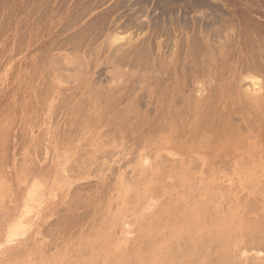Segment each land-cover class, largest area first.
<instances>
[{
    "label": "rangeland",
    "instance_id": "374dc122",
    "mask_svg": "<svg viewBox=\"0 0 264 264\" xmlns=\"http://www.w3.org/2000/svg\"><path fill=\"white\" fill-rule=\"evenodd\" d=\"M47 263L264 264V0H0V264Z\"/></svg>",
    "mask_w": 264,
    "mask_h": 264
},
{
    "label": "bare ground",
    "instance_id": "6f19581e",
    "mask_svg": "<svg viewBox=\"0 0 264 264\" xmlns=\"http://www.w3.org/2000/svg\"><path fill=\"white\" fill-rule=\"evenodd\" d=\"M153 73H154V71H153ZM167 73H168V72H167ZM171 76H172V75H171ZM234 77H235V76H234ZM234 85H235V83H234ZM231 86H233L232 83H231ZM155 87H156V86H155ZM228 89H229V88H228ZM230 89H231V88H230ZM230 89H229V90H230ZM157 91H158V90H157ZM177 92H178V91H176V93H177ZM230 92L232 93L233 91H230ZM230 92H228V93H230ZM164 93H165V92H164ZM164 93H163V94H164ZM156 94H157V93H156ZM167 94H168V93H167ZM174 94H175V93H174ZM177 94H178V93H177ZM231 95H232V94H231ZM154 96H155V95H154ZM170 96H171V95H170ZM177 96H178V95H177ZM240 96H241V95H240ZM173 97H176V96H173ZM213 97H214V96H213ZM213 97H212V98H213ZM165 98H166V97H165ZM234 98H237V97H234ZM238 98H239V97H238ZM212 100H213V99H212ZM235 100H236V99H235ZM240 100H241V101H242V100L245 101V99H240ZM177 101H178V100H177ZM189 101H190V100H189ZM232 101H233V100H232ZM151 102H152V101H151ZM165 102H166V101H164V103H165ZM192 102H193V99H192ZM214 102H215V100L213 101V103H214ZM152 103H153V102H152ZM158 103H159V102H158ZM174 103H175V102H174ZM174 103H173V105H174ZM232 103H233V102H232ZM246 103H247V102H246ZM165 104H166V103H165ZM165 104H164V105H165ZM210 104H211V103H210ZM210 104H209V105H210ZM214 104H215V103H214ZM157 105H158V104H157ZM169 105H171V108H172V100H171V99H169ZM190 105H191V107H192V104H190ZM198 105H199V104H198ZM207 105H208V104H207ZM207 105H206V106H203V110L200 111L201 114H200L199 117H198L200 120L197 119V120H199V122H197V124H200V123H202V122L205 123V124H204L205 126H202L203 123H202V125H201L202 127L200 126V128H202V129H203V127H204V131H205V128L208 127V125L206 124L205 121H203V119L206 120V121H207V120L209 121V118L212 117V114H214L213 109L210 108V107L213 106V104H211L212 106H207ZM246 105H247V104H246ZM113 106H114V105H113ZM152 106H153V105H152ZM181 106H182V105H181ZM164 107H165V106H164ZM173 107H175V106H173ZM171 108H169V110L167 109V118H168V120H169V121H168V120H167V121H168V125H169V127H168V125H167L166 127H168L169 129L165 128L166 130H169V131H167L166 135H167V136L169 135V138H171L170 141L172 140V137L174 138V136H175V137L179 136V135H178V132H179V134H180V132H181V128H182V125H183V122H182L181 120L184 121L183 116H182L183 113L181 114V112H180L181 110L183 111V108H182V107H179V108H177V109H175V110H174V109H171ZM187 108H188V107H187ZM240 108H241V107H240ZM82 109H83V108H82ZM160 109H161V108H160ZM216 109H218V108H216ZM246 109H247V108H246ZM249 109H250V108H249ZM152 110H153V109H152ZM185 110H186V108H184V111H185ZM237 110H238V109H237ZM252 110H253V109H252ZM195 111H197V109H195ZM250 111H251V110H250ZM157 112H158V111H157ZM160 112H161V110H160ZM185 112H186V111H185ZM190 112H191V111H190ZM190 112H189V113H190ZM238 112H239V111H238ZM241 112H243V111H241ZM67 113H68V112H67ZM81 113H82V112H81ZM123 113H124V112H123ZM165 113H166V112H165ZM197 113H198V112H197ZM158 114H159V112H158ZM158 114H157V115H158ZM184 114H186V113H184ZM194 114H195V113H194ZM242 114H243V113H242ZM244 114H245V113H244ZM178 115H179V116H178ZM205 115H207V116H206L207 118H204ZM185 116H186V115H185ZM189 116H190V114L188 115V119H189ZM196 116H197V115H196ZM245 116H246V115H245ZM162 117H163V116H162ZM208 117H209V118H208ZM178 118H179V120H178V123H177L176 120H177ZM215 118H217V117H215ZM215 118H214V120H215ZM155 119H156V118H155ZM174 119H175V120H174ZM160 120H161V119H160ZM157 121H158V120H157ZM186 121L188 122L187 119H186ZM211 121H212V120H211ZM155 122H156V121H155ZM161 122H162V121H161ZM175 122L177 123V125H176V127H177V131H176V132H175V130H174V131L171 130L172 128H173V129L175 128V127H174V126H175L174 124H176ZM195 122H196V121H195ZM212 122H213V121H212ZM152 123H153V122H152ZM166 124H167V123H166ZM211 124H212V125H211V127H212V126H213V123H211ZM222 124H223V123H222ZM142 125H143V124H142ZM153 125H154V124H153ZM158 125H159V124H158ZM172 125H174V126L172 127ZM206 125H207V127H206ZM185 126H186V124L184 125V127H185ZM209 126H210V124H209ZM155 127L158 128L157 126H155ZM155 127H153V129H155ZM163 128H164V127H163ZM195 128H196V127H195ZM195 128H194V129H195ZM197 128H198V126H197ZM218 128H219V127H218ZM161 129H162V127H161ZM165 129H164V130H165ZM175 129H176V128H175ZM183 129H184V128H183ZM202 129H201V130H202ZM209 129H210V128H209ZM209 129H207V130H209ZM212 129H213V128L210 129V131H211V134H210V135H212V133H213L212 131H214V129H213V130H212ZM198 130H199V129H198ZM219 130H220V129H219ZM170 131H172V133L168 134ZM185 131H186V130H185ZM188 131H189V130H188ZM195 131H196V130H195ZM195 131H193V132H195ZM204 131H203V132H204ZM223 131H224V130H223ZM112 132H113V131H112ZM163 132H164V131H163ZM186 132H187V131H186ZM198 132L201 133L202 131H198ZM215 132H217V130H216ZM161 133H162V132H161ZM190 133H191V131H190ZM206 133L209 134L208 131H206ZM219 133H220V132H218V134H219ZM164 134H165V133H164ZM216 134H217V133H216ZM216 134H215V136H216ZM224 134H225V133H224ZM160 135H162V134H160ZM222 135H223V134H222ZM183 136H184V135H183ZM187 136H189V135H187ZM191 136H192V135H191ZM215 136H214V134H213V136H211V137L213 138V137H215ZM218 136H219V135H218ZM179 137H181V135H180ZM193 137H194V136H193ZM107 138H108V137H107ZM160 138H161V137H160ZM169 138H168V141H169ZM215 138H216V137H215ZM215 138L213 139V141H211V143H212V142L214 143V142L216 141L217 138L219 139V137H217L216 139H215ZM201 139H202V138H201ZM204 139L206 140V138H204ZM204 139H203V140H204ZM221 139H222V138H221ZM221 139H219V141H220ZM162 140H163V139H162ZM186 140H188V139L186 138L184 141H186ZM199 140H200V139H199ZM199 140H198V141H199ZM168 141L166 142L168 145L172 143V142L169 143ZM175 141L178 143L179 140L177 139V140H175ZM184 141H183V142H184ZM195 141H196V139H195ZM224 141H225V140H224ZM186 142H187V141H186ZM206 142H207V141H206ZM155 143H156V141H155ZM216 143H217V142H216ZM68 144H69V143H68ZM160 144H162V142H161ZM181 144H183V143H181ZM219 144H220V143H219ZM244 144H245V143H244ZM201 145H202V144H201ZM203 145H204V143H203ZM211 145H212V144H211ZM211 145H210V144H208L207 146L205 145V147H204L205 149H204V150H207V151L210 150V149H211V148H210ZM214 145H215V144H214ZM234 145H235V144H234ZM182 146H183V145H182ZM199 146H200V145H199ZM190 147H191V146H190ZM201 147H202V146H201ZM178 148H179V147H178ZM180 148H181V145H180ZM194 148H195V146H194ZM194 148L191 147V150L195 152L196 149H194ZM197 148H198V147H197ZM208 148H209V149H208ZM174 149H176V148L174 147ZM64 151H65V150H64ZM197 151H198V150H197ZM215 151H216V150H215ZM212 152H213V151H212ZM213 153H214V152H213ZM175 155L178 156V155H180V154H178V152H175ZM57 156H58V155H57ZM201 157H203V156L201 155ZM228 157H229V156H228ZM238 157H239V156H238ZM255 157H256V156H255ZM64 158H65V157H64ZM205 158H206V157L201 158V159H202V162H205V161H206ZM221 158H222V157H221ZM194 159H196V158H193V160H194ZM211 159H212V158H211ZM222 159H223V158H222ZM180 160H181V159H180ZM193 160H192V162L195 161V160H194V161H193ZM248 160H249V159H248ZM169 161H170V160H169ZM181 161H183V160H181ZM196 162H198V161H196ZM243 162H244V161H243ZM248 162H249V161H248ZM207 163H208V162L206 161L205 164H207ZM246 167H247V166H246ZM175 180H176V179H175ZM141 183H142V182H141ZM31 188H33V187H31ZM129 196H130V195H129ZM184 197H185V196H184ZM171 199H172V198H171ZM251 205H252V204H251ZM249 207H250V206H249ZM247 209H248V208H247ZM250 210H251V209H250ZM248 211H249V210H248ZM247 214H248V213H247ZM247 214H246V215H247ZM22 218H23V217H22ZM22 218H21V219H22ZM19 220H20V219H19ZM161 221H162V220H161ZM64 223H65V222H64ZM260 224H261V223H260ZM17 225H18V224H17ZM22 229H23V228H22ZM158 229H159V227H158ZM169 229H170V228H169ZM169 229H168V230H169ZM155 230H156V229H155ZM183 231H184V230H183ZM14 232H15V231H14ZM245 233H246V232H245ZM150 236L152 237V235H150ZM53 238H54V237H53ZM189 243H190V242H189ZM148 244H149V243H148ZM144 247H145V246H144ZM135 248H136V247H135ZM148 248H149V247H148ZM166 248H167V247H166ZM32 251H33V250H32ZM175 251H176V250H175ZM144 252H145V251H144ZM151 252H152V251H151ZM146 253H147V252H146ZM163 253H164V252H163ZM174 253H175V252H174ZM37 254H38V253H37ZM143 254H144V253H143ZM150 254H151V253H150ZM140 256H141V255H140ZM147 256H148V255H147ZM171 256H172V255H171ZM22 257H23V256H22ZM34 258H35V257H34ZM139 258H140V257H139ZM178 258H179V257H178ZM131 259H132V258H131ZM143 260H145V259H143ZM162 260H163V259H162ZM48 261H49V260H48ZM143 262H144V261H143ZM165 263H167V261H166ZM47 264H48V263H47ZM145 264H146V263H145Z\"/></svg>",
    "mask_w": 264,
    "mask_h": 264
}]
</instances>
